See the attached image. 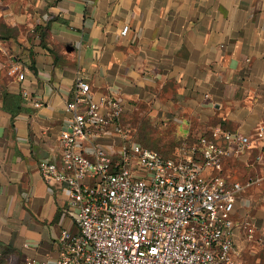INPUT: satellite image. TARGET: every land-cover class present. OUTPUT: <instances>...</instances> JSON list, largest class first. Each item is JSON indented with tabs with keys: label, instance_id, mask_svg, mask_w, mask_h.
Instances as JSON below:
<instances>
[{
	"label": "crops",
	"instance_id": "obj_1",
	"mask_svg": "<svg viewBox=\"0 0 264 264\" xmlns=\"http://www.w3.org/2000/svg\"><path fill=\"white\" fill-rule=\"evenodd\" d=\"M15 63L22 81L8 75ZM78 71L94 97L122 102V124L160 132L155 150L166 158L216 128L252 135L264 123V0H0V242L13 264L57 259L62 231H77L65 184L47 182L39 162L62 169ZM120 141L113 125L88 137L85 154ZM224 174L264 176L259 144L228 157ZM246 219L264 231V180L240 194L234 213L240 264H264Z\"/></svg>",
	"mask_w": 264,
	"mask_h": 264
},
{
	"label": "built area",
	"instance_id": "obj_2",
	"mask_svg": "<svg viewBox=\"0 0 264 264\" xmlns=\"http://www.w3.org/2000/svg\"><path fill=\"white\" fill-rule=\"evenodd\" d=\"M8 75L22 81L25 68L15 63ZM65 111L62 169L48 161L39 168L47 182L65 184L77 231H62L57 259L26 258L21 264H240L236 204L264 176L231 182L224 163L255 144L264 152V123L252 135L213 129L196 141L184 140L177 156L166 158L131 139L121 122L122 102L111 95L94 97L83 71L77 72ZM113 125L120 145L96 143L93 155H86L88 137ZM244 206L251 209L250 198ZM243 226L247 238L264 249V231L249 219Z\"/></svg>",
	"mask_w": 264,
	"mask_h": 264
},
{
	"label": "rangeland",
	"instance_id": "obj_3",
	"mask_svg": "<svg viewBox=\"0 0 264 264\" xmlns=\"http://www.w3.org/2000/svg\"><path fill=\"white\" fill-rule=\"evenodd\" d=\"M137 123L139 122L134 120H126V122L123 123L124 126L129 130L131 139L140 142L145 147L156 149V146H159V144L163 141L160 139V132L147 129H138L136 128V126H138ZM147 125L148 124H145L143 121V128H145ZM175 146L176 145H170L167 146V148L172 150L175 148ZM0 258L2 259L0 264H13L15 262V258H13V250L4 252V249L0 248Z\"/></svg>",
	"mask_w": 264,
	"mask_h": 264
},
{
	"label": "trees",
	"instance_id": "obj_4",
	"mask_svg": "<svg viewBox=\"0 0 264 264\" xmlns=\"http://www.w3.org/2000/svg\"><path fill=\"white\" fill-rule=\"evenodd\" d=\"M0 248L4 249V252H9L11 249L8 245L4 244L3 242H0ZM2 261V259L0 258V262Z\"/></svg>",
	"mask_w": 264,
	"mask_h": 264
}]
</instances>
